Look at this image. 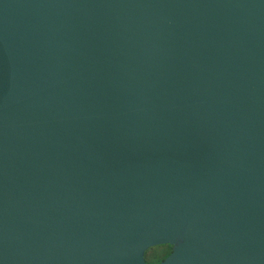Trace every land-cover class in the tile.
I'll return each mask as SVG.
<instances>
[{"label":"water","instance_id":"obj_1","mask_svg":"<svg viewBox=\"0 0 264 264\" xmlns=\"http://www.w3.org/2000/svg\"><path fill=\"white\" fill-rule=\"evenodd\" d=\"M0 264H264V0H0Z\"/></svg>","mask_w":264,"mask_h":264},{"label":"rangeland","instance_id":"obj_2","mask_svg":"<svg viewBox=\"0 0 264 264\" xmlns=\"http://www.w3.org/2000/svg\"><path fill=\"white\" fill-rule=\"evenodd\" d=\"M161 246H159V247H156V248H154L153 246V248H147L145 251H144V254H143V258H144V261L146 262V263H149V262H152L153 261V259L151 258V255L155 252V251H157V253L158 254H162L163 252H166L167 250H168V244H160ZM170 248V247H169Z\"/></svg>","mask_w":264,"mask_h":264},{"label":"flooded vegetation","instance_id":"obj_3","mask_svg":"<svg viewBox=\"0 0 264 264\" xmlns=\"http://www.w3.org/2000/svg\"><path fill=\"white\" fill-rule=\"evenodd\" d=\"M167 254H166V252H163L162 254H152L151 255V258L153 259V261L152 262H149V263H156V262H158V261H160L163 257H165Z\"/></svg>","mask_w":264,"mask_h":264},{"label":"trees","instance_id":"obj_4","mask_svg":"<svg viewBox=\"0 0 264 264\" xmlns=\"http://www.w3.org/2000/svg\"><path fill=\"white\" fill-rule=\"evenodd\" d=\"M165 245H166V244H165ZM159 246H161V245H155V246H153V247L156 248V247H159ZM153 247H150V248H153ZM169 247H170V246L168 245V250L166 251V254H168L169 251H170V248H169ZM154 248H153V249H154ZM155 253L158 254L157 251H155L154 254H155Z\"/></svg>","mask_w":264,"mask_h":264}]
</instances>
